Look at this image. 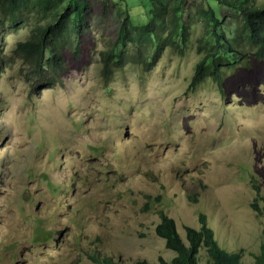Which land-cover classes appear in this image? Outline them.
Instances as JSON below:
<instances>
[{"label":"rangeland","instance_id":"374dc122","mask_svg":"<svg viewBox=\"0 0 264 264\" xmlns=\"http://www.w3.org/2000/svg\"><path fill=\"white\" fill-rule=\"evenodd\" d=\"M181 1L184 52L166 50L148 71L127 60L106 78L101 52L115 43L124 13L113 1L89 0L90 28L78 54L66 53L64 84L41 92L13 56L26 33H6L0 264H93V251L123 264L170 261L176 254L155 230L161 211L184 241L185 226L199 229L204 214L220 247L256 262L264 243V215L253 208L264 205V63L227 71L222 91L208 77L188 92L199 48L211 42L200 13L208 4ZM211 4L223 26L241 27L236 13ZM143 8L132 3L134 24ZM40 229L56 231L57 242L39 240Z\"/></svg>","mask_w":264,"mask_h":264},{"label":"trees","instance_id":"16d2710c","mask_svg":"<svg viewBox=\"0 0 264 264\" xmlns=\"http://www.w3.org/2000/svg\"><path fill=\"white\" fill-rule=\"evenodd\" d=\"M119 5L124 17L118 24L117 37L108 49L101 52L103 75L129 60L150 70L166 50L183 53L188 30L181 15L183 1L176 0H102ZM206 10L200 9L208 25L209 48H199L202 58L189 78L187 91H194L207 78L223 90L226 72L247 66L252 60L264 63V3L251 4L248 0H204ZM222 6L236 13L241 27L235 31L223 26L219 9ZM255 3L254 1H252ZM135 3L140 23H133L131 5ZM92 6L89 0H0V69L5 63L2 47L6 33H26L13 50V56L22 61L24 77L32 90L38 92L64 84L68 72L66 53L77 55L81 40L91 24ZM131 16H130V15ZM133 49V53L130 50ZM213 50V51H212ZM257 190V189H256ZM264 203V197L260 199ZM253 208L264 215L255 201ZM200 229L185 227L186 240L180 236L176 222L163 211L156 234L165 241L166 248L176 254L171 260L160 259L155 264H201L200 253L206 252L205 264H243L242 253L228 252L219 246L213 229L204 214L199 217ZM39 240L57 242L56 231L40 229ZM60 234V233H59ZM254 264H264V243L255 255ZM93 264H123L107 253L93 251L88 254ZM135 264H150L139 261Z\"/></svg>","mask_w":264,"mask_h":264},{"label":"bare ground","instance_id":"6f19581e","mask_svg":"<svg viewBox=\"0 0 264 264\" xmlns=\"http://www.w3.org/2000/svg\"><path fill=\"white\" fill-rule=\"evenodd\" d=\"M160 223V222H159ZM199 224H200V222H199ZM177 225V224H176ZM209 225V224H208ZM186 227V226H185ZM189 227H191V226H189ZM193 228V227H192ZM178 229V228H177ZM196 229V228H195ZM200 229V228H199ZM184 230H185V228H184ZM186 234V233H185ZM181 236V235H180ZM185 240H186V236H185ZM176 256V255H175ZM165 260V259H164ZM167 261H169V260H167ZM171 261V260H170Z\"/></svg>","mask_w":264,"mask_h":264}]
</instances>
